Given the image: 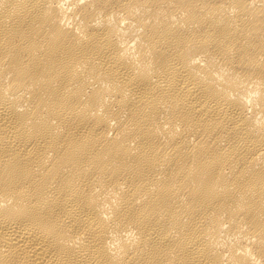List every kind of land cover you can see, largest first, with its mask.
Segmentation results:
<instances>
[{
    "label": "bare ground",
    "instance_id": "1",
    "mask_svg": "<svg viewBox=\"0 0 264 264\" xmlns=\"http://www.w3.org/2000/svg\"><path fill=\"white\" fill-rule=\"evenodd\" d=\"M0 264H264V0H0Z\"/></svg>",
    "mask_w": 264,
    "mask_h": 264
}]
</instances>
